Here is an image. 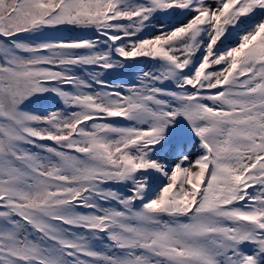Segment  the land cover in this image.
I'll list each match as a JSON object with an SVG mask.
<instances>
[{
  "label": "snow or ice",
  "instance_id": "snow-or-ice-1",
  "mask_svg": "<svg viewBox=\"0 0 264 264\" xmlns=\"http://www.w3.org/2000/svg\"><path fill=\"white\" fill-rule=\"evenodd\" d=\"M0 264H264V0H0Z\"/></svg>",
  "mask_w": 264,
  "mask_h": 264
},
{
  "label": "rangeland",
  "instance_id": "rangeland-1",
  "mask_svg": "<svg viewBox=\"0 0 264 264\" xmlns=\"http://www.w3.org/2000/svg\"><path fill=\"white\" fill-rule=\"evenodd\" d=\"M194 154V153H193Z\"/></svg>",
  "mask_w": 264,
  "mask_h": 264
}]
</instances>
